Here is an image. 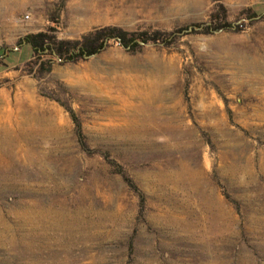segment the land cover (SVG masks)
I'll list each match as a JSON object with an SVG mask.
<instances>
[{
  "label": "rangeland",
  "instance_id": "obj_1",
  "mask_svg": "<svg viewBox=\"0 0 264 264\" xmlns=\"http://www.w3.org/2000/svg\"><path fill=\"white\" fill-rule=\"evenodd\" d=\"M0 118V264H264V0H0Z\"/></svg>",
  "mask_w": 264,
  "mask_h": 264
},
{
  "label": "trees",
  "instance_id": "obj_2",
  "mask_svg": "<svg viewBox=\"0 0 264 264\" xmlns=\"http://www.w3.org/2000/svg\"><path fill=\"white\" fill-rule=\"evenodd\" d=\"M249 17L259 16L260 12L254 7L246 9ZM201 24H195L194 27H199ZM231 27V22L228 19L226 7L222 2L218 3V8L210 15V22L204 25L206 31H217L221 29H228ZM183 28H177L171 31H127L119 26L106 25L94 28L91 31L83 34L80 38L75 39H58L47 31H38L35 33H27L17 40L18 45L27 44L31 49L32 57H40L43 53H51L63 61L75 62L81 58L99 52L106 44V42L114 38L120 44L129 46L131 42L133 45L137 44V40L167 42L168 38L174 37ZM75 118V117H74ZM76 131L81 140V126L75 118ZM130 185L133 183L127 178Z\"/></svg>",
  "mask_w": 264,
  "mask_h": 264
},
{
  "label": "bare ground",
  "instance_id": "obj_3",
  "mask_svg": "<svg viewBox=\"0 0 264 264\" xmlns=\"http://www.w3.org/2000/svg\"><path fill=\"white\" fill-rule=\"evenodd\" d=\"M1 119V118H0ZM1 120H3V119H1ZM0 123H1V121H0ZM4 123V122H3ZM4 125V124H3ZM3 127V126H2ZM0 153L2 154V153H6V150H4V149H2V145L0 146ZM7 155H9V154H7Z\"/></svg>",
  "mask_w": 264,
  "mask_h": 264
}]
</instances>
